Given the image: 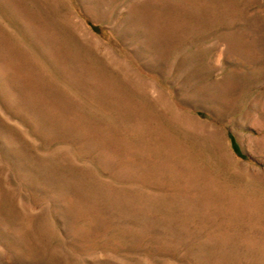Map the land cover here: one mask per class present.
Returning a JSON list of instances; mask_svg holds the SVG:
<instances>
[{"label":"rangeland","instance_id":"374dc122","mask_svg":"<svg viewBox=\"0 0 264 264\" xmlns=\"http://www.w3.org/2000/svg\"><path fill=\"white\" fill-rule=\"evenodd\" d=\"M0 264H264V0H0Z\"/></svg>","mask_w":264,"mask_h":264}]
</instances>
